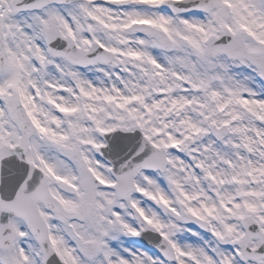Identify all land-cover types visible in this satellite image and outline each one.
Returning <instances> with one entry per match:
<instances>
[{
	"label": "snow or ice",
	"instance_id": "snow-or-ice-1",
	"mask_svg": "<svg viewBox=\"0 0 264 264\" xmlns=\"http://www.w3.org/2000/svg\"><path fill=\"white\" fill-rule=\"evenodd\" d=\"M0 264H264V0H0Z\"/></svg>",
	"mask_w": 264,
	"mask_h": 264
}]
</instances>
